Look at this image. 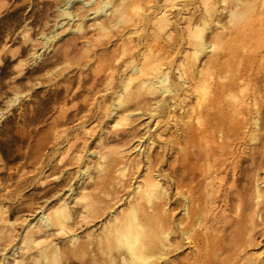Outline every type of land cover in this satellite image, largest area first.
<instances>
[{
  "label": "bare ground",
  "instance_id": "1",
  "mask_svg": "<svg viewBox=\"0 0 264 264\" xmlns=\"http://www.w3.org/2000/svg\"><path fill=\"white\" fill-rule=\"evenodd\" d=\"M118 1L81 2H96L95 15L118 19L97 21L101 32L132 26L139 36V44L123 42L129 71L114 92L111 116L120 120L114 129L126 127L117 136L136 139L130 119L149 113L156 127L164 122L166 128L157 134L150 128L148 136L136 140L141 160L126 158L122 148L101 153L97 173L89 175L94 191L83 196L87 202L79 216L82 223L73 225L78 219H73L69 204H60L41 216L40 225L29 226L22 246L5 255L3 264L69 263L81 252L96 253L95 264H264L260 256L244 257L248 247L256 246L264 217V191L249 186L264 166V0H234L224 24L215 0H199L205 16L187 22L192 56L178 67V84L167 67L173 62L165 52L168 40L176 42V37L170 38L174 23L168 13H175L180 1L188 8L198 0H166L154 17L156 0H146V9L131 18L128 8L142 0ZM75 2L67 0L60 17L78 16L70 8ZM212 23L216 25L208 38L205 32ZM84 27L79 23L77 31ZM54 37H46V42ZM141 45L145 50H139ZM158 95L163 99L152 104ZM172 127L176 132L165 138ZM158 142L162 155L148 148ZM247 145L249 152H239ZM173 154L177 159L169 164ZM248 162L253 174L244 166ZM105 215L110 216L101 223L100 235L79 236L80 228L93 227ZM49 232L64 237L66 244L37 239ZM174 252H180V258L170 260Z\"/></svg>",
  "mask_w": 264,
  "mask_h": 264
},
{
  "label": "rangeland",
  "instance_id": "2",
  "mask_svg": "<svg viewBox=\"0 0 264 264\" xmlns=\"http://www.w3.org/2000/svg\"><path fill=\"white\" fill-rule=\"evenodd\" d=\"M82 1L76 0L70 6L78 16L68 18L60 17V9L67 0H0V264L5 262V255H13L22 246L29 226L40 225L41 216L60 204H69L73 219H78L73 220V225L82 223L79 216L87 202L83 196L94 191L89 175L97 173L101 153L122 148L126 158L141 160L143 157L138 152L139 147L136 148V140L150 128L152 134L166 128L164 122L156 127V121L151 120V114L147 112L149 114L130 119L132 125L129 128L138 136L136 139L133 135L124 139L117 136L126 127L114 129L120 121L118 116H111L116 101L114 92L121 87L124 74L129 71L126 64L130 61L128 56H122V46L124 40L139 44V36L134 34L137 29L132 26H117L109 33L101 32L95 27L97 21L111 23L118 19L95 15L98 3L84 6ZM232 1L215 0L218 19L224 18L222 24L228 20L229 10L226 9L234 5ZM118 2L115 0L114 5ZM164 3L166 0L155 1L153 17ZM148 5V1L142 0L128 8L127 16L134 17ZM183 5L180 1L175 13H168L174 23L169 31L170 38L176 37V42L169 39L165 49L169 60L173 59L172 65L167 67L177 84L180 83L178 67L187 56H192L187 22L190 19L200 21L205 16L199 0L188 8ZM81 22L85 31L78 32L77 26ZM215 25L212 23L205 32L208 38L212 37ZM52 35L55 37L47 43L45 38ZM143 48L141 45L139 50ZM139 50L134 52L135 58ZM155 98L152 104L163 99L160 95ZM177 115L180 117V110ZM162 117L159 118L161 121ZM168 131L165 138L176 132L173 127ZM126 140L129 145L125 144ZM159 144H150L148 148L152 153L162 155L164 152ZM250 147L239 146V152L243 148L249 152ZM176 159L177 154H173L169 164ZM250 165V162L244 164L253 174ZM256 175L255 183L249 186L252 191L256 185L264 191V166ZM131 184L133 189L136 180ZM125 201L126 197L122 200L123 205ZM106 216L109 218L110 215H105L93 227L80 228L79 236L85 237L87 232L100 235L101 223L106 222ZM259 223L256 246L248 247L244 257L260 256L264 263V217ZM37 239L66 244L64 237L53 236V232ZM190 251L186 250V253ZM93 254L97 255L81 252L71 262L60 264H95ZM177 258H180V252L169 256L170 260ZM27 264L34 263L29 261Z\"/></svg>",
  "mask_w": 264,
  "mask_h": 264
}]
</instances>
